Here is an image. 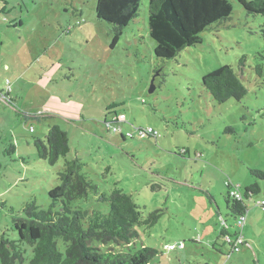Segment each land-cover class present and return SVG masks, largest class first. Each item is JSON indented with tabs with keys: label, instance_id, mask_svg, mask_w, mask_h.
Instances as JSON below:
<instances>
[{
	"label": "rangeland",
	"instance_id": "rangeland-1",
	"mask_svg": "<svg viewBox=\"0 0 264 264\" xmlns=\"http://www.w3.org/2000/svg\"><path fill=\"white\" fill-rule=\"evenodd\" d=\"M227 1L230 17L201 33V43L159 59L148 33V0L115 42L95 16L96 0H0V78L18 94L14 105L0 102V234L10 231L25 201L48 207L58 169L78 153L99 191L109 193L118 182L144 217L161 210L152 227H137L133 244L157 250L150 264H264L258 204L264 179L253 172L264 171V16ZM226 64L247 93L217 103L201 77ZM120 114L125 118L115 123ZM54 124L67 131L70 151L49 164L37 156L34 140ZM137 127L158 135H125ZM226 181L242 193L250 185L259 189L244 197L241 227L225 207ZM73 205L104 208L92 192ZM222 228L239 232L237 250L224 242Z\"/></svg>",
	"mask_w": 264,
	"mask_h": 264
},
{
	"label": "trees",
	"instance_id": "trees-1",
	"mask_svg": "<svg viewBox=\"0 0 264 264\" xmlns=\"http://www.w3.org/2000/svg\"><path fill=\"white\" fill-rule=\"evenodd\" d=\"M237 1L247 14L264 16V0ZM140 2L96 0L95 16L109 25L113 42L138 17ZM231 13L232 6L227 0H148V33L156 43L155 57L173 59L183 49L201 43V33L228 19ZM243 57L239 63H243ZM255 72L260 76L262 65H258ZM200 83L217 103L241 100L247 93L241 77L229 64L203 75ZM139 128L143 127L128 129L125 135L143 137L137 134ZM129 131L132 132L130 135ZM153 131L146 135H158L156 130ZM226 131L233 132V129L228 126ZM125 135L120 133L121 140ZM34 144L37 156L49 164H55L60 157L65 158L70 151L67 131L57 124L49 126L45 137L35 139ZM14 151L11 144L9 153ZM85 167L78 153L65 159L57 171L58 183L47 191L48 207L43 208L35 199H30L23 203L20 214L12 215L10 231L0 234V264H22L28 250L31 253L29 264H150L157 250L149 246L136 248L133 244L139 236L137 227H152L160 218L161 210L155 209L144 217L132 195L118 187V182H114L109 193L99 191ZM253 172L264 179V171ZM225 183V207L237 220L246 212L244 197L249 199L259 189L255 185L245 187L242 198L237 199L230 194L236 187L228 181ZM90 192L96 195L103 209L73 205L74 201L87 200ZM9 232L14 234L13 237ZM220 234L233 248L226 240V237L233 240V235L224 228ZM97 243L131 246L113 250L102 249L96 246Z\"/></svg>",
	"mask_w": 264,
	"mask_h": 264
},
{
	"label": "built area",
	"instance_id": "built-area-1",
	"mask_svg": "<svg viewBox=\"0 0 264 264\" xmlns=\"http://www.w3.org/2000/svg\"><path fill=\"white\" fill-rule=\"evenodd\" d=\"M4 80L5 81H4L3 87H0V102H4V103L8 104V103H11V81L8 78H6ZM22 113L26 117L32 115L31 113H28L26 111H22ZM124 118H125L124 114H120L119 117L116 118L114 122L115 123L121 122ZM113 131L117 132V131H119V128L116 126H113ZM151 132L154 133V131L151 127L137 129V134L140 136H144L147 133H151ZM131 133H132L131 131L128 132L129 135ZM230 194L237 199L242 198V194L237 188H233L230 191ZM258 204L264 209V201H259ZM243 223H244V216L238 217L236 220V225L238 227H241ZM232 238H233V240H231L230 237H226V240L233 244V249L237 250L238 245L242 242V239L239 235V232H237L235 235H233Z\"/></svg>",
	"mask_w": 264,
	"mask_h": 264
},
{
	"label": "crops",
	"instance_id": "crops-1",
	"mask_svg": "<svg viewBox=\"0 0 264 264\" xmlns=\"http://www.w3.org/2000/svg\"><path fill=\"white\" fill-rule=\"evenodd\" d=\"M3 77H5L6 78V76H3ZM4 78H0V82L3 80ZM16 96L18 97V94H14V89H13V87H12V83H11V103H8V104H10V105H14L16 102H17V98H16ZM7 104V105H8ZM23 111V110H22ZM27 112V111H26ZM44 115V114H43ZM44 116H46V115H44Z\"/></svg>",
	"mask_w": 264,
	"mask_h": 264
},
{
	"label": "water",
	"instance_id": "water-1",
	"mask_svg": "<svg viewBox=\"0 0 264 264\" xmlns=\"http://www.w3.org/2000/svg\"><path fill=\"white\" fill-rule=\"evenodd\" d=\"M153 90L152 86L149 88V91L151 92Z\"/></svg>",
	"mask_w": 264,
	"mask_h": 264
}]
</instances>
